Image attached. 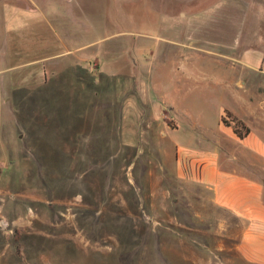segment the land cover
<instances>
[{
    "label": "rangeland",
    "instance_id": "1",
    "mask_svg": "<svg viewBox=\"0 0 264 264\" xmlns=\"http://www.w3.org/2000/svg\"><path fill=\"white\" fill-rule=\"evenodd\" d=\"M234 1L251 19L239 49H264V0ZM230 6L0 0V264H236L227 212L203 218L223 180L179 182L258 75L230 71ZM236 158L264 182V157Z\"/></svg>",
    "mask_w": 264,
    "mask_h": 264
},
{
    "label": "crops",
    "instance_id": "2",
    "mask_svg": "<svg viewBox=\"0 0 264 264\" xmlns=\"http://www.w3.org/2000/svg\"><path fill=\"white\" fill-rule=\"evenodd\" d=\"M222 5L227 2H219ZM229 19L232 15L235 19V37L233 39H219V43L223 44L224 51H229L228 55L234 63L230 67V71H254L258 72L256 76L253 90V82L250 90L248 89L235 96L236 104L224 106L222 114L218 120L219 134L222 140H219L217 149L210 151L211 148H201L200 152L195 149L189 155L191 165L188 169V176L181 169L179 182L184 190L189 192L196 191V186L204 181L202 176H209L215 185L216 194L211 196L212 208L209 213L197 212V207L205 208L207 205L204 200H191L194 204L195 214L203 218L215 217L216 205L219 209H224L228 218L223 219L221 223L223 234L219 247L221 250L227 251V259L229 262L236 264H264V182L252 179L247 172L239 170L238 166L229 161L237 159H248L249 163L264 157V49L247 47L243 50L239 49L243 36L250 31L248 26L249 16L243 15L239 11L243 7L238 1L230 0ZM251 20V19H250ZM253 20V19H252ZM227 55V54H226ZM245 83L237 80V86H243ZM245 86V85H244ZM228 110L243 120L250 129L249 133L244 137H239L234 131L233 125H227L223 122L222 117ZM258 122V123H255ZM234 144V145H233ZM227 151L225 160L221 157V150ZM190 150V149H189ZM197 153H200L199 155ZM210 154L206 158H211L210 167L203 166L206 158H201V154ZM236 154V155H235ZM201 198V196H199ZM199 198V199H200ZM210 200V201H211ZM208 212V211H207ZM205 232H207L205 230Z\"/></svg>",
    "mask_w": 264,
    "mask_h": 264
},
{
    "label": "trees",
    "instance_id": "3",
    "mask_svg": "<svg viewBox=\"0 0 264 264\" xmlns=\"http://www.w3.org/2000/svg\"><path fill=\"white\" fill-rule=\"evenodd\" d=\"M230 117H231V112L226 110L222 117V120L227 125H233L234 131L237 133L239 137H244L246 134L249 133L250 129L246 127L240 119L233 116L234 117L233 120H229ZM241 127L244 128L245 130L242 131Z\"/></svg>",
    "mask_w": 264,
    "mask_h": 264
}]
</instances>
